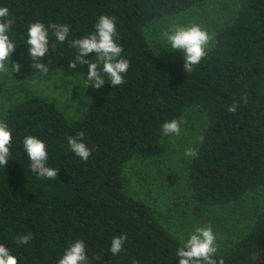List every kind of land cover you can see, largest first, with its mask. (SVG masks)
Returning <instances> with one entry per match:
<instances>
[{
	"label": "trees",
	"instance_id": "1",
	"mask_svg": "<svg viewBox=\"0 0 264 264\" xmlns=\"http://www.w3.org/2000/svg\"><path fill=\"white\" fill-rule=\"evenodd\" d=\"M204 1L0 0L15 19L11 35L18 45L10 64L22 65L17 74L23 78L47 79L68 67L75 53L67 41L52 37L55 47L42 58L48 72L32 68L23 44L28 25L36 21L70 25L71 39L91 32L100 15L114 17L122 55L130 61L124 83L95 89L75 121L39 96L7 111L3 121L13 145L11 160L0 168V243L18 264H57L77 239L85 241L91 264H177L180 238L150 203L127 194L124 169L162 150L161 125L182 121L190 110L206 119L198 155L187 165L193 214L238 206L264 189V0H232V14L191 72L183 70V60H161L146 38L149 23L180 16ZM232 104L235 112L228 111ZM80 131L93 149L87 161L67 146V138ZM28 134L46 142L57 179L30 171L22 147ZM234 227L216 254L218 264H264V210ZM29 232L28 244L17 242ZM121 234L127 239L113 255L111 240Z\"/></svg>",
	"mask_w": 264,
	"mask_h": 264
},
{
	"label": "clouds",
	"instance_id": "2",
	"mask_svg": "<svg viewBox=\"0 0 264 264\" xmlns=\"http://www.w3.org/2000/svg\"><path fill=\"white\" fill-rule=\"evenodd\" d=\"M14 22L9 8L0 6V74L19 73L22 67L19 62L10 64V58L18 45L11 35ZM70 32L71 26L68 24L53 23L46 26L39 21L30 23L23 45L27 48L31 67L42 73L48 72V63H43L42 58L55 47L51 42L54 37L57 43L63 44L67 41L68 46L75 50L73 57L68 60V69L75 71L87 66L86 73L77 74L86 89L92 87L98 90L106 83L111 87L124 83L130 61L122 55L123 47L119 43L114 17L100 15L93 25V30L82 37L69 39ZM161 36L165 42V47L161 49L168 52L179 51L183 58V70L186 72H191L208 55L212 39L207 31L195 23L172 25L163 31ZM236 108L237 105L232 104L228 111L235 112ZM182 123L183 121L179 119L165 121L161 125L162 136L178 137L181 134ZM84 137L83 131L76 133L75 136H69L67 146L72 154L87 161L93 149L85 143ZM198 139L202 141L203 137ZM12 145V130L5 121L0 120V168H4L11 160ZM22 147L33 174L44 179H57L59 169L50 166L48 146L43 139L31 134L25 135ZM185 155L195 158L198 153L195 148L189 147L185 149ZM32 239L33 235L29 232L19 236L17 242L26 245ZM126 239V234L114 236L108 251L113 255L119 254ZM217 252V235L209 224L196 227L187 236H181L179 246L175 249V259L177 264H218ZM0 264H18V257L4 243H0ZM57 264H91L85 241L77 239L70 243Z\"/></svg>",
	"mask_w": 264,
	"mask_h": 264
},
{
	"label": "rangeland",
	"instance_id": "3",
	"mask_svg": "<svg viewBox=\"0 0 264 264\" xmlns=\"http://www.w3.org/2000/svg\"><path fill=\"white\" fill-rule=\"evenodd\" d=\"M231 8L232 0H222L221 3L219 0H205L180 16L149 23L145 28L146 38L161 60H183L179 51L168 52L161 49L165 47L161 33L172 25L195 23L213 38L215 30L218 32L225 26L226 18L232 14ZM86 72L87 66L75 71L66 67L44 80H28L10 72L0 74V120L4 119L10 108L33 96L56 103L68 120H77L95 90L92 87L86 89L81 77L77 75ZM182 121L181 134L178 137H165L160 143L162 150L144 159H134L126 165V192L136 199L150 203L160 221L170 227L178 238L187 236L196 227L210 224L217 235L218 250H221L230 231H235L234 225L264 210V189L248 194L238 206L204 210L199 215H194L187 184V165L191 157L185 155V149H197L200 142L198 138L202 136L206 119L198 111L190 110ZM171 180L174 182L171 183Z\"/></svg>",
	"mask_w": 264,
	"mask_h": 264
}]
</instances>
